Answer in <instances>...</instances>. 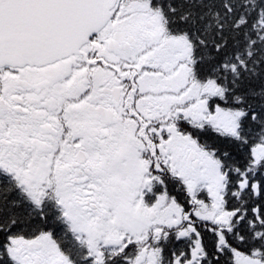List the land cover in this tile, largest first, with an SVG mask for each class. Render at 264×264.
Instances as JSON below:
<instances>
[{
    "label": "snow or ice",
    "instance_id": "6c2138e0",
    "mask_svg": "<svg viewBox=\"0 0 264 264\" xmlns=\"http://www.w3.org/2000/svg\"><path fill=\"white\" fill-rule=\"evenodd\" d=\"M0 264H264V0H0Z\"/></svg>",
    "mask_w": 264,
    "mask_h": 264
}]
</instances>
